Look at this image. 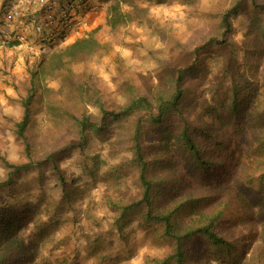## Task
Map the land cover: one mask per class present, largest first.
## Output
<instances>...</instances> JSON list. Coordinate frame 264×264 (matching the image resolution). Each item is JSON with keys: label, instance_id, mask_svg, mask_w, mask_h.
I'll list each match as a JSON object with an SVG mask.
<instances>
[{"label": "trees", "instance_id": "trees-1", "mask_svg": "<svg viewBox=\"0 0 264 264\" xmlns=\"http://www.w3.org/2000/svg\"><path fill=\"white\" fill-rule=\"evenodd\" d=\"M152 1L157 0L143 2ZM179 1L190 7L195 18L205 19L204 32L184 39L157 24L150 8L133 0H113L109 7L112 31L135 25L151 30L161 42L153 53L164 76L151 91L141 83L137 69L119 65L113 79L122 95L109 103L110 86L102 76L88 70L65 71L75 62L113 50L111 42H101L93 33L59 49L54 48L58 44H49L36 67L29 69L20 90L23 114L14 124L26 159L12 162L0 156L7 170L0 192L37 171L38 179L28 188L38 201L46 200L44 174L50 168L61 194L57 202H47V222L37 224L39 238L60 224L55 215L85 200L87 191L97 186L96 173L85 184L69 181L59 161L73 151L85 155L94 139H110L120 153L130 155L122 166L131 169L141 193L135 201L113 199L106 187L104 205L114 215L96 234L87 232L89 257L100 258L102 249L113 245L114 232L122 230L123 222L139 217L145 226L162 229V236L173 243L170 254L154 258L151 264H246L239 239L229 237L219 225L231 204L247 199L243 188L230 184L237 174L238 185L256 190L264 204V0ZM240 15L248 26L242 45L234 38V22ZM202 71L230 78L227 89L212 92V104L204 112L198 108L200 94L189 84ZM56 78L61 80L58 89L48 83ZM36 110L51 123L46 134L38 133ZM60 132L67 134L62 137ZM241 165L244 169L239 171ZM124 175L115 169L105 180L117 184ZM10 198L0 201V264H23L38 256V247L26 242L21 232L35 218L39 204L18 201L13 194ZM195 241H203L199 248L203 254L194 262ZM251 261L264 264V254Z\"/></svg>", "mask_w": 264, "mask_h": 264}, {"label": "rangeland", "instance_id": "rangeland-1", "mask_svg": "<svg viewBox=\"0 0 264 264\" xmlns=\"http://www.w3.org/2000/svg\"><path fill=\"white\" fill-rule=\"evenodd\" d=\"M133 1L148 6L157 24L169 30L172 29L184 39L194 32L200 33L207 29L205 19L195 18L190 7L179 0ZM104 2L105 9L109 10L113 0H104ZM93 7L98 13L103 8L100 0H95ZM26 11L24 9V15L18 18L23 19L25 24L28 23L25 18ZM1 13L5 15L4 3L0 7V15ZM27 17L30 16L27 15ZM108 18L106 16L102 23L95 28L88 27L81 30L80 35L74 33L65 44L93 33L101 42H111L114 46L113 50L103 57L94 56L86 62H75L69 69L64 68V70L71 74L88 70L95 75L102 76L110 86L107 102L113 103L122 95V91L117 88L113 79L118 73L119 65L137 69L140 72L141 83L149 91L163 79L164 75L157 57L153 53L162 46L157 35L147 28L135 25L112 31L108 25ZM245 18L244 15H240L234 22V38L240 45L246 39L248 32ZM4 26L13 32L18 31L16 27H13L12 30L13 23L7 25L4 21L0 23V31ZM29 30L30 32L26 34L28 42H30L28 37H36L32 33V28ZM2 40L7 41L0 38V156H4L12 162H23L26 159L23 153L24 146L22 140L14 132V124L23 114L20 90H22L23 82L28 80L29 69L35 68L41 56L47 51L40 48L37 38L33 43H23L17 40L22 45L17 48L7 45L11 39L5 45L2 44ZM65 44L59 43L54 48L59 49ZM245 53L244 49L240 50L241 61L244 60ZM48 83L55 89L61 86L59 78L49 80ZM189 84L200 94L198 108L204 112L212 104V92L218 89H227L230 86V78L202 71L197 78H190ZM66 99L71 101L72 95L67 93ZM37 105L38 102L35 103V106ZM35 120L38 123L39 135L46 134L44 131L51 125L47 115L41 110H36ZM66 134L61 133V136ZM56 136L59 134L57 133ZM129 157L128 153H120L119 148L114 145L112 140L94 139L85 155L80 151H73L59 161V165L69 181L76 179L81 184H85L86 181L91 182L93 180L92 173H96L97 186L87 191L88 197L85 200L75 202L74 206L55 215L60 224L52 227L44 237H38L40 229L37 224L42 225L47 222V202H57L61 194L59 188L56 187V178L50 168L46 167L44 174V190L48 194L46 200L38 201L36 193L30 192L28 188L30 183L38 179L37 171L31 172L27 177L24 175L23 179L10 190L0 192L2 194L0 201L8 200L13 194L18 201L22 199L39 204L35 218L26 222L21 232L26 242L38 247V256L23 264H151L154 258H164L172 252L173 243L162 236V229L153 227L154 225L145 226L139 217L130 222H123L122 230L114 232L113 245L102 249L101 259L98 256L89 257V253L86 251L87 232L96 234L100 231V225L103 227L107 225L105 219L114 215V211L104 205L106 187H109L113 199L126 197L135 201L140 196L141 187L133 172L122 166ZM115 169L125 172L123 179L117 184L106 182L105 176H109L110 172ZM243 169L241 165L239 171ZM6 172L0 157V182L6 177ZM237 176L230 181V184L235 188H243L247 199L246 201L236 200L231 204L219 228L232 239H239L241 243L239 252L245 256L246 264H255L250 260L253 258L255 260L256 255L260 252L264 254V204L259 200L256 190H250L245 185H238ZM20 195H23L24 198H21ZM93 201H98V203L89 207ZM202 244L203 241H195L193 244V249L196 248L194 249L196 254L194 262L200 258V254H203V251H199Z\"/></svg>", "mask_w": 264, "mask_h": 264}, {"label": "built area", "instance_id": "built-area-1", "mask_svg": "<svg viewBox=\"0 0 264 264\" xmlns=\"http://www.w3.org/2000/svg\"><path fill=\"white\" fill-rule=\"evenodd\" d=\"M95 0H17V2L5 12L3 21L10 25L16 19L24 15L22 6L31 9L30 17H27V27L32 28L37 36L40 48L45 49L49 44L68 43L74 33L81 31L82 25L89 23L90 15L98 13L93 7ZM34 8V9H33ZM26 10V9H25ZM1 41L6 44L8 40L24 41L22 32H13L7 26L0 31ZM27 39V37H26Z\"/></svg>", "mask_w": 264, "mask_h": 264}, {"label": "crops", "instance_id": "crops-1", "mask_svg": "<svg viewBox=\"0 0 264 264\" xmlns=\"http://www.w3.org/2000/svg\"><path fill=\"white\" fill-rule=\"evenodd\" d=\"M4 1V2H3ZM0 0V7L3 5L4 3V9L7 11L9 10L16 2L17 0ZM101 1V5L103 6L102 10L100 9L99 13H96V14H93V15H90V19H89V23L87 25H82L81 26V30L83 29H86L88 27H97L98 24L102 23V20L105 19L106 16L109 17V14H107V12L109 11L108 8L107 10L105 9V2L104 0H100ZM26 9V14L29 16L32 12H31V9H27V7L25 6H22V9ZM34 9V8H33ZM25 14V18H27V15ZM27 20V19H26ZM90 25V26H89ZM13 27H16L18 28V31L17 32H22V34H24L25 36V42L23 41V43H33V41L37 38L36 37H28L30 42L26 41V37H27V33L30 32L29 30V27L26 26L25 24V21L23 19H16L15 21H13V26H12V30H13ZM32 33H33V30H32ZM77 35H80L79 32H77ZM78 37V36H77ZM21 44L19 45H16V46H13L14 48H17L18 46H20ZM28 46V44H25ZM22 46V45H21ZM1 47V46H0ZM33 48V47H31Z\"/></svg>", "mask_w": 264, "mask_h": 264}]
</instances>
